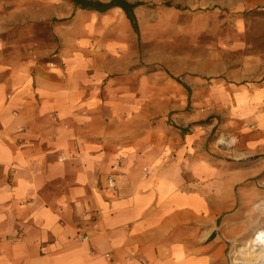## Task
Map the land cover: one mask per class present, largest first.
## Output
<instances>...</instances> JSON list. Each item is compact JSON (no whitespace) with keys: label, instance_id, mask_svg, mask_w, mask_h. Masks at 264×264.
I'll return each mask as SVG.
<instances>
[{"label":"crops","instance_id":"1","mask_svg":"<svg viewBox=\"0 0 264 264\" xmlns=\"http://www.w3.org/2000/svg\"><path fill=\"white\" fill-rule=\"evenodd\" d=\"M122 1L140 4L133 14L142 6ZM182 1L164 3L264 8V0ZM122 12L0 0V264H227L221 238L209 235L236 220L226 213L247 186H264L262 178L237 188L264 171V135L250 136L243 167L211 161L194 133H185L182 147L172 133L151 143L138 131L121 134L122 122L99 113L103 103L86 74L93 58L77 45L95 42L98 16ZM55 43L78 50L65 49L63 67L48 69L39 45ZM256 90L255 102L264 80ZM255 121L264 126V112ZM108 177L114 190L106 189Z\"/></svg>","mask_w":264,"mask_h":264},{"label":"rangeland","instance_id":"2","mask_svg":"<svg viewBox=\"0 0 264 264\" xmlns=\"http://www.w3.org/2000/svg\"><path fill=\"white\" fill-rule=\"evenodd\" d=\"M140 1L134 25L123 12L98 16L95 42L77 45L93 58L86 74L96 86L91 94L103 103L99 113L122 122L121 134L138 131L150 143L162 131L176 135L175 146L182 147L185 133H194L211 161L247 166L250 136L264 135L255 121L264 112V91L255 102L256 84L264 80V8L183 10L164 3L182 0ZM49 31L43 29L44 37ZM39 46L45 53L40 62L48 69L63 67L58 54L65 57V49L67 55L78 50L58 43ZM108 104L115 108H105ZM262 178L264 171L237 188ZM242 196L226 213L236 220L209 235L211 241L221 238L227 264L243 261L249 250H238L252 245L264 257V242L251 245L264 229V186H247Z\"/></svg>","mask_w":264,"mask_h":264},{"label":"trees","instance_id":"3","mask_svg":"<svg viewBox=\"0 0 264 264\" xmlns=\"http://www.w3.org/2000/svg\"><path fill=\"white\" fill-rule=\"evenodd\" d=\"M74 8L83 10H94L97 12H105L111 7H119L123 10L126 18L131 22L132 25L135 23L133 16V9L139 6V3L129 4L122 0H112L109 3H101L98 0H67Z\"/></svg>","mask_w":264,"mask_h":264},{"label":"bare ground","instance_id":"4","mask_svg":"<svg viewBox=\"0 0 264 264\" xmlns=\"http://www.w3.org/2000/svg\"><path fill=\"white\" fill-rule=\"evenodd\" d=\"M256 238L257 239L259 238V240H257ZM256 238L251 241V245L252 244L256 245L257 241H259V243L264 242V229H261L260 231H258V233L256 235ZM263 245H264V243H263ZM252 246L250 248L239 249L238 251L248 249L249 250V254H244L243 253L244 260L243 261H240V262L239 261H236L234 263H237V264H264V262H263L264 261L263 260L264 259L263 255H260V252L259 253H255L254 251L257 250V248L255 246H253V247ZM238 251H236V253ZM238 254H240V253H238Z\"/></svg>","mask_w":264,"mask_h":264},{"label":"built area","instance_id":"5","mask_svg":"<svg viewBox=\"0 0 264 264\" xmlns=\"http://www.w3.org/2000/svg\"><path fill=\"white\" fill-rule=\"evenodd\" d=\"M106 189H108V190H114L115 189V181L112 177L107 178Z\"/></svg>","mask_w":264,"mask_h":264}]
</instances>
